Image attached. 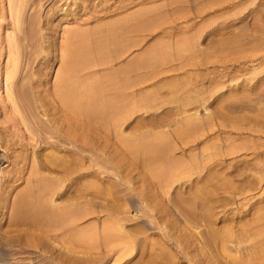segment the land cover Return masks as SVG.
<instances>
[{
  "label": "rangeland",
  "instance_id": "rangeland-1",
  "mask_svg": "<svg viewBox=\"0 0 264 264\" xmlns=\"http://www.w3.org/2000/svg\"><path fill=\"white\" fill-rule=\"evenodd\" d=\"M262 206L264 0H0V264H264Z\"/></svg>",
  "mask_w": 264,
  "mask_h": 264
},
{
  "label": "bare ground",
  "instance_id": "bare-ground-1",
  "mask_svg": "<svg viewBox=\"0 0 264 264\" xmlns=\"http://www.w3.org/2000/svg\"><path fill=\"white\" fill-rule=\"evenodd\" d=\"M149 9V8H148ZM152 9V8H151ZM150 9V10H151ZM143 10H145V9H143ZM139 11H140V9H139ZM138 10L137 11H135L136 13L137 12H139ZM142 11V10H141ZM134 13V12H133ZM140 13V12H139ZM138 13V14H139ZM142 13V12H141ZM145 13H146V10H145ZM147 14V13H146ZM128 15H131L130 13L128 14ZM136 15V14H135ZM140 15V14H139ZM143 15V14H142ZM141 15V16H142ZM133 16V15H132ZM137 16V18H138V15H136ZM144 16V15H143ZM146 16V15H145ZM131 17V16H130ZM127 18V17H126ZM133 17H131V19H132ZM120 19V18H119ZM122 19V18H121ZM130 19V18H129ZM131 19H130V21H128L129 23L131 22ZM133 19H135V18H133ZM139 19H140V17H139ZM114 21H115V19H113ZM117 20V19H116ZM123 21V20H122ZM124 21H125V19H124ZM136 22L137 21H140V20H135ZM116 22H118V21H115V26H118V25H116ZM119 22H121V21H119ZM126 22V21H125ZM107 23V22H106ZM124 23V22H123ZM109 24V23H108ZM113 23H111V24H109V27H110V25H112ZM134 23H132V25H133ZM137 23H135L134 25L135 26H137L136 25ZM107 25V24H106ZM123 25V24H122ZM121 25V27H126V26H122ZM125 25V24H124ZM126 25H129L128 23L126 24ZM131 25V26H132ZM133 25V26H134ZM103 26H104V24H103ZM114 26V25H113ZM119 27V26H118ZM110 28H112V27H110ZM114 29H115V27H113ZM130 28V25L129 26H127V28H125V30L126 29H129ZM107 29H109L108 28V26H107ZM117 29V28H116ZM94 31H96L97 29H93ZM100 30V29H99ZM98 30V31H99ZM104 31L106 30V29H103ZM84 31V29H82V31L81 32H83ZM86 31V30H85ZM85 31L83 32L84 34H81L80 32H77V34L79 33L80 35H81V39L80 40H82L83 41V39H82V37L83 38H85V37H87V36H85V35H90L89 33H90V31H92V29L88 32V31H86V32H88V34L87 33H85ZM107 31V30H106ZM78 34V35H79ZM91 34H92V32H91ZM77 35V36H78ZM80 35H79V37H80ZM85 36V37H84ZM86 48V47H85ZM85 48L83 47V49L85 50ZM81 49V51H83L82 50V47L80 48ZM87 50V49H86ZM89 50V49H88ZM84 52H87V51H84ZM88 53V52H87ZM88 85V84H87ZM71 86H73V85H71ZM62 87V88H60L58 91H60L59 93H61V96H62V100L65 102V104H67V105H69V106H67V107H69V108H75L76 107V109H77V106H78V109L77 110H79V108H80V110H81V112L83 113V111H84V113L83 114H85L86 112H88L87 110L85 111V110H83V109H86V108H88V105L89 106H91L92 107V109L94 108V109H96L97 110V112L99 113V110H101V111H105L106 112V110L107 109H116V107H117V104H116V98L118 97H116V95H117V90L115 91L116 92V94H114V95H112V94H110V95H112V97H106V96H108V95H106V96H103V94H100L102 91H104V90H106V88L107 87ZM111 89H113V87H110ZM118 88V87H117ZM121 88H123V87H121ZM107 90H109L108 88H107ZM113 90H115V88L113 89ZM119 91V90H118ZM89 92V93H88ZM91 92V93H90ZM103 93V92H102ZM104 93H105V91H104ZM102 95V96H101ZM60 96V95H59ZM114 96V97H113ZM116 97V98H115ZM88 104V105H87ZM85 106H86V108H85ZM76 109H74L75 111H76ZM73 110V109H72ZM79 110V111H80ZM95 110V111H96ZM111 110V111H112ZM75 111H73V112H75ZM92 111H94V110H92ZM77 113H78V115H82L83 116V114H81V112H78V111H76ZM90 112H91V110H90ZM93 113V112H92ZM91 113V114H92ZM95 113V112H94ZM102 114V113H101ZM106 114V113H105ZM77 115V114H76ZM87 115H88V113H87ZM79 117H81V116H79ZM82 119V118H81ZM84 119V118H83ZM82 122V121H81ZM78 123H80V121L78 122ZM79 125H81V124H79ZM79 127H81V126H79ZM83 128V127H82ZM45 130H47L49 133H51L52 131L51 130H48V129H46L45 128ZM54 130V129H53ZM56 130H54V132H55ZM150 146V145H149ZM143 147V146H142ZM152 148H148V146H147V148L148 149H146L147 150V152H148V154L149 155H151V158H153L154 156H156L157 157V155H159V154H161L160 152H159V149L158 148H161L160 146L158 147V145L157 146H151ZM144 148V147H143ZM163 149V148H162ZM144 150V149H143ZM143 150H142V152H143ZM164 150V149H163ZM162 151V150H161ZM145 152V151H144ZM143 152V153H144ZM147 154V153H146ZM162 154H164V152L162 151ZM160 158V157H159ZM158 158V159H159ZM161 158H165V157H161ZM154 159V158H153ZM161 160V159H160ZM146 162H147V160H145ZM151 161H152V159H151ZM154 161V160H153ZM155 161H157V159H155ZM149 164V163H148ZM63 165H65V163L63 164ZM66 166H68V165H66ZM63 167V166H62ZM67 168V167H66ZM64 169V168H63ZM62 169V170H63ZM72 170V169H71ZM64 171V170H63ZM65 172V171H64ZM70 172H72V171H70ZM65 174V173H64ZM78 176V175H77ZM83 176V175H82ZM84 177V176H83ZM77 178V177H76ZM78 179V178H77ZM79 179H80V176H79ZM78 179V180H79ZM81 180H82V178H81ZM67 186V185H66ZM81 189H82V187H81ZM83 189H84V191H85V187H83ZM82 189V190H83ZM38 191V190H37ZM36 191V192H37ZM41 190H39V192H40ZM43 191V190H42ZM35 192V191H34ZM39 192H37V193H39ZM64 194L66 193V192H63ZM36 194V193H35ZM38 195V194H37ZM39 195H40V193H39ZM68 195V194H67ZM66 195V196H67ZM80 195V194H79ZM21 196V195H20ZM20 196H18V199H20V198H22L23 197V195H22V197H20ZM43 196V195H42ZM80 198H81V196H79ZM25 198V197H24ZM17 199V198H16ZM17 199V200H18ZM24 200V199H23ZM25 200H26V198H25ZM25 200H24V202L22 201V199H21V201L23 202V203H25ZM16 201V200H15ZM20 201V202H21ZM18 202V204H19V201H17ZM17 202H16V204H17ZM22 203V204H23ZM21 203L19 204V205H22ZM24 205H26L25 207H29L30 209H28V210H26V212L28 211V212H31L30 213V215L31 214H33L34 215V217L36 216L37 218H38V214L39 215H41V209L39 210V208H38V206H36L35 207V205L36 204H34V207L33 206H31L30 204H29V202H27L26 201V204H24ZM205 205V204H204ZM203 205V206H204ZM207 205V204H206ZM263 205V204H262ZM15 206V203L13 204V207ZM17 206V205H16ZM208 206V205H207ZM207 206H205V207H207ZM259 206H261V205H257V207L259 208ZM23 207V206H22ZM22 207H20V208H18V206L16 207V214H17V216H18V213H20V211L19 210H21V208ZM256 207V206H255ZM36 208H38L37 210H36ZM62 208V207H61ZM204 208V207H203ZM203 208L201 209V211L203 210ZM208 208H209V206H208ZM258 208H257V210L255 211V213H254V215L256 216H254L256 219H254V217H252V219H250V221H252L253 220V222L256 220V222L258 223V224H256L255 222H254V224H256V225H258L257 226V228H259L260 229V226H262L264 223L263 222H261V224L259 225V222L260 221H262V220H264V206H262V207H260L261 209H263V211H261L260 209L258 210ZM15 209V208H14ZM35 209V210H34ZM38 210L41 212V213H39L38 212ZM69 210V209H68ZM78 210V209H77ZM210 211H212L211 209H210ZM210 211H208V212H210ZM21 212H22V210H21ZM25 212V213H26ZM44 212V211H43ZM72 212H74V211H72ZM78 212V211H77ZM254 212V211H253ZM76 213V212H75ZM207 213V212H206ZM14 214H15V211H14ZM21 214V213H20ZM43 214H45V213H43ZM43 214H42V216H43ZM61 214V213H60ZM59 214V215H60ZM78 214V213H77ZM212 214V213H211ZM210 214V215H211ZM73 215V214H72ZM210 215H208V217H210ZM16 216V217H17ZM21 217L22 216H25V214L23 213V215H20ZM19 216V217H20ZM32 216V215H31ZM55 216V215H54ZM53 216V217H54ZM74 216H75V214H74ZM71 217V218H75V217ZM200 216V215H199ZM14 217V216H13ZM26 217V216H25ZM35 217V218H36ZM67 217V216H66ZM212 218H213V216H211ZM30 218V217H29ZM32 218H33V216H32ZM55 218L57 219L58 217H56L55 216ZM54 218V219H55ZM206 218V217H205ZM58 219H62V216L60 217V218H58ZM66 219V218H65ZM69 218H67L66 220H68ZM207 219V218H206ZM205 219V220H206ZM33 221L35 220V219H32ZM51 220V219H50ZM72 219H70V221H71ZM74 220V219H73ZM209 220V219H208ZM211 220V219H210ZM54 221H57V220H54ZM59 221V220H58ZM58 221H57V224H58ZM62 221V220H61ZM69 221V222H70ZM249 221V222H250ZM51 222V221H50ZM68 222V223H69ZM208 222V221H207ZM211 222V221H210ZM253 222L252 223H249V224H253ZM53 223V222H52ZM61 223V222H60ZM67 223V222H66ZM72 223V222H71ZM70 223V224H71ZM243 223V222H242ZM249 224H248V226H249ZM253 224V225H254ZM69 225V224H68ZM73 225V224H72ZM243 225H245V224H243ZM256 225H254V226H256ZM67 226V225H66ZM254 226H251L250 225V227H248L249 229L251 228V227H254ZM69 227H70V225H69ZM68 227V228H69ZM264 225L262 226V229H261V231L259 232L258 230L259 229H254L256 232L258 231L259 232V234L261 233V234H263L264 233ZM255 228V227H254ZM71 229V228H70ZM211 229V228H210ZM242 229V228H241ZM244 229V228H243ZM68 230V229H67ZM210 231H214V230H210ZM209 231V232H210ZM246 231V230H245ZM215 232V231H214ZM225 233H226V231H224ZM257 232V233H258ZM224 233V234H225ZM227 233H228V231H227ZM73 234H74V232H73ZM77 234H79V233H77ZM77 234H76V236H77ZM212 234V233H211ZM222 234L223 233H221L220 234V236L222 237ZM223 234V235H224ZM241 234V233H240ZM243 234V233H242ZM252 234V233H251ZM256 234V233H255ZM258 234V235H259ZM260 234V235H261ZM80 235V234H79ZM78 235V236H79ZM214 235V234H213ZM216 235V234H215ZM254 235V234H253ZM259 235V236H260ZM264 235V234H263ZM263 235H261V236H263ZM77 236V237H78ZM219 236V235H218ZM258 236V237H259ZM80 237H84V236H82V234H81V236ZM208 237V236H207ZM213 237V236H212ZM215 237V236H214ZM224 237H226V235L224 236ZM239 238H240V236H238ZM255 237H257V236H255ZM257 237V238H258ZM218 238H220V237H218ZM239 238H238V240H239ZM243 238H245L244 236H243ZM242 237L240 238V241L243 239ZM82 239V238H81ZM81 239L79 240V241H81ZM207 239V238H206ZM221 239V238H220ZM222 239H224V238H222ZM259 240H261V246H260V249H259V247L258 248H256L257 250H259V252L261 253L262 252V256L261 255H259V257L261 256V257H264V237H262V239H261V237H259L258 238ZM257 239V240H258ZM255 243H257V242H255ZM256 245V244H255ZM257 246H259V245H257ZM252 251H253V249H252ZM250 252H251V250H250ZM258 252V253H259ZM259 253V254H260ZM250 256L252 255V252L249 254ZM253 255L255 256V258L256 257H258L257 255H255V253H253ZM258 257V258H259ZM255 258H252L253 260L255 259ZM235 259H236V257H235ZM238 259V258H237ZM257 259V258H256ZM256 259H255V261H256ZM259 259H262V258H259ZM264 259V258H263ZM238 262V264H250V263H252V264H254L252 261H250V262H240L239 261V259L237 260ZM241 261H242V259H241ZM249 261V260H248ZM258 261H260V260H257L256 262H258ZM262 261V260H261ZM260 261V262H261ZM259 263V262H258ZM233 264H235V263H233ZM261 264V263H260Z\"/></svg>",
  "mask_w": 264,
  "mask_h": 264
}]
</instances>
